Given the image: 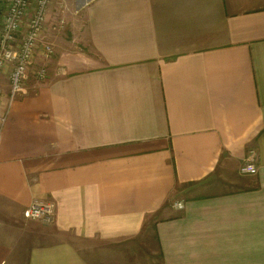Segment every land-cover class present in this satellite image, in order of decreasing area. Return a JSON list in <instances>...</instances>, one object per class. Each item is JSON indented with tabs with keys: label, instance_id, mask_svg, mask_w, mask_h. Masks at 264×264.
<instances>
[{
	"label": "crops",
	"instance_id": "crops-1",
	"mask_svg": "<svg viewBox=\"0 0 264 264\" xmlns=\"http://www.w3.org/2000/svg\"><path fill=\"white\" fill-rule=\"evenodd\" d=\"M44 33L1 131L0 264H264V0H52Z\"/></svg>",
	"mask_w": 264,
	"mask_h": 264
},
{
	"label": "built area",
	"instance_id": "built-area-1",
	"mask_svg": "<svg viewBox=\"0 0 264 264\" xmlns=\"http://www.w3.org/2000/svg\"><path fill=\"white\" fill-rule=\"evenodd\" d=\"M52 0H8L0 20V138L13 101L25 91V79L32 74L44 80L45 60L53 49L44 39L48 7ZM255 151L249 150L240 169L243 175L257 173ZM176 206L182 207L181 203ZM53 205L33 202L24 211L26 219H48Z\"/></svg>",
	"mask_w": 264,
	"mask_h": 264
},
{
	"label": "rangeland",
	"instance_id": "rangeland-1",
	"mask_svg": "<svg viewBox=\"0 0 264 264\" xmlns=\"http://www.w3.org/2000/svg\"><path fill=\"white\" fill-rule=\"evenodd\" d=\"M7 3H8V0H1V2H0V20L2 19V14L3 13H5V11H6V6H7ZM46 21H47V16H46ZM44 39L45 40H49L47 37H46V35H45V33H44ZM52 45V49H53V44H51ZM54 50V49H53ZM53 54V51H52V53H51V55ZM51 55H48L46 58H44L45 60H40L39 59V61H40V64L41 63H44V66L46 67V69H47V63H46V61L50 58V56ZM46 72H47V74H46V76L44 77V79H46L47 78V75H48V69L46 70ZM34 78L35 77V75L34 74H32V71L30 72V75L25 79V82L29 79V78ZM35 79V78H34ZM37 80V79H36ZM38 82L39 81H43V79L42 80H37ZM27 83V82H26ZM24 85H26V84H24ZM257 174V173H256ZM30 221H31V219H29Z\"/></svg>",
	"mask_w": 264,
	"mask_h": 264
},
{
	"label": "water",
	"instance_id": "water-1",
	"mask_svg": "<svg viewBox=\"0 0 264 264\" xmlns=\"http://www.w3.org/2000/svg\"><path fill=\"white\" fill-rule=\"evenodd\" d=\"M0 2H1V0H0Z\"/></svg>",
	"mask_w": 264,
	"mask_h": 264
}]
</instances>
